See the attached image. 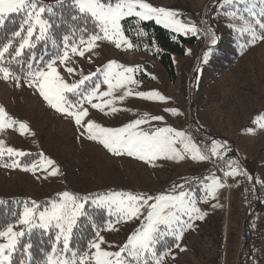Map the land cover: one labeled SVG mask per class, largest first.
I'll use <instances>...</instances> for the list:
<instances>
[{"label":"rangeland","instance_id":"rangeland-1","mask_svg":"<svg viewBox=\"0 0 264 264\" xmlns=\"http://www.w3.org/2000/svg\"><path fill=\"white\" fill-rule=\"evenodd\" d=\"M42 2L51 4L56 0ZM147 2L173 10L183 22L197 27L196 35L173 32L197 39L194 45L187 47L184 57L173 56L174 81L154 56L140 53L134 47L124 50V45L118 49L104 40L97 41V46L82 57L70 54L67 66L75 68V74H68L64 66H59V71L68 83H73L81 78V74L97 72L113 60L126 67H138L140 71L132 74L138 83L129 85L132 92H158L165 97V102L131 95L122 102L115 101L113 106L123 111L108 115L85 103L89 112L85 122L92 120L105 127L117 128L145 114L162 116V121L151 120L141 127L151 130L167 126L183 131L201 152L209 156L213 140L224 143L223 159L210 157L198 162L186 156L180 162L156 160L153 166L127 155H113L100 143L81 135L83 128L77 127L72 117L49 107L23 80L17 87L12 79L7 82L0 79V106L9 117L28 126L24 134L18 126L0 131V140L5 142V147L26 153L23 157L13 158L5 155L0 163L18 159L21 165H31L39 163L43 154L59 169L58 175L49 176L41 170L33 174L20 168L0 166V197L35 200L43 207L57 200L58 194L64 191L81 197L110 191L154 196L170 192L173 185L183 184L204 214L203 219L188 221L187 216L182 217L192 227L186 228L177 241L179 248L176 245L173 249L168 247L171 244L168 239H176L173 235L159 241L156 245L158 253H168L162 264H240L243 252L248 254L258 247L264 264V129L255 122L259 116H264V39L250 43L251 38L247 39L245 33L229 27L230 24L240 26L241 22L230 20L226 12L232 11L233 7L221 8L219 0ZM256 3L259 4L258 0H249V6ZM239 7L243 9L244 5ZM213 33L217 38L216 45L211 44ZM209 49L208 62L204 63L203 54ZM93 80L100 82L102 76L99 79L93 77ZM87 83L90 87L91 83ZM104 90L106 85L101 84L100 91ZM121 94L122 90L115 93L116 96ZM67 95L71 101L78 99L70 93ZM233 160L247 176L224 175L230 170L227 162ZM213 174L224 185L216 189L215 198L200 183L204 177ZM248 176L253 179L249 180ZM102 209L108 213L106 208ZM143 211L146 214V209ZM110 217L113 219L108 223L112 222L113 229L106 230V227L100 233L107 242L102 247L116 251L140 227L141 221L116 223V216ZM246 245L249 250L245 249ZM149 261H152L150 257Z\"/></svg>","mask_w":264,"mask_h":264},{"label":"snow or ice","instance_id":"snow-or-ice-1","mask_svg":"<svg viewBox=\"0 0 264 264\" xmlns=\"http://www.w3.org/2000/svg\"><path fill=\"white\" fill-rule=\"evenodd\" d=\"M219 2L221 8L233 7L232 11L226 12L230 20L241 22L240 26L230 24L229 27L239 33L249 34L250 43L264 39V19H262L264 8L257 13L254 10L257 5L249 6V0H219ZM258 2L264 4V0ZM64 5L71 8L69 20L63 15L57 17V10ZM239 5H244L243 9H240ZM15 15L21 17L18 30L12 33V38L6 43L0 44V79L5 82L12 79L17 87L21 86L20 82L23 80L28 87L39 93L49 107L62 115L72 117L77 127L83 128L81 135H86L87 139L100 143L113 155H127L153 166L156 160L180 162L186 156L198 162L206 161L210 157L223 159L221 149L226 151L224 143L213 140L208 150L209 156L201 152L192 138L183 131L167 126L155 127L151 130L141 127L151 120L162 121V116L149 117L145 114L117 128L105 127L92 120L85 122V118L89 115L88 109L84 107L85 103L108 115L123 111L124 109H118L113 105L116 100L122 102L131 95L149 101L165 102V97L158 92H132L129 85L138 83L132 75L140 71L138 67H126L113 60L102 69H97V72L89 75L81 74V78L73 83H68L59 71V66H64L68 74H75L76 69L67 66L70 54L82 57L85 52L92 51L100 40L111 42L118 49L124 45L126 46L124 50H131L134 45L125 35L122 24L126 19L134 18L138 29L141 22L155 21L156 24L163 25L172 32L185 35L197 34L195 24L185 23L178 18L175 11L154 6L147 0H56L55 5L45 4L42 0H0V28ZM88 23L93 25L91 32ZM61 24H67L68 31L57 37L52 30L54 27H60ZM77 33H80L78 37ZM137 34H144L143 30L139 29ZM41 42L45 46L44 53L38 57L34 50ZM49 44L53 49L50 56ZM211 44H217L214 33ZM210 53L211 49L203 54L204 63L208 62ZM26 54L27 59H22ZM45 56L48 58L45 59ZM13 63L20 67L19 72L12 69ZM100 76H102L100 82L93 80V77L99 79ZM87 82L91 83L90 87ZM101 84L106 85V90L100 91ZM117 90H122V94L116 96ZM69 93L78 99L69 100L67 95ZM94 100L97 102H93ZM171 111L179 115L175 110ZM255 122L264 129V116H259ZM16 126L21 134L28 131L25 123L9 117L5 109L0 106V131ZM5 155L13 158L23 157L26 153L5 147V142L0 140V161ZM0 166L20 168L33 174L37 170L44 171L49 176L59 174L55 162L44 158L43 154L39 163L21 165L18 159H12L11 163H0ZM227 166L230 170L224 172L225 176L248 175L240 170L239 164L234 160L228 161ZM248 179L253 178L248 176ZM205 181L210 182L205 183ZM200 183L213 198L216 189L224 186L214 174L204 177ZM89 202L97 208H106L110 216H116V223L137 219L141 221L140 227L134 230L116 251L102 247L107 242L100 234L99 228L94 238L88 241L86 250H73L70 241L80 218L87 217L85 205ZM145 209L146 214L143 211ZM203 215L196 207V202L190 193L184 190L183 184L173 185L170 192L154 196L110 191L102 195L81 197L64 191L58 194L57 200L50 201L43 207L35 200H25L23 211L18 215L17 220L6 226L0 225V264H13L14 253L21 250V238L33 228H41L45 231L55 229L54 239L49 250L45 252L42 264H149V257L153 264H162L168 253H158L156 245L159 241L167 235H173L179 241L184 230L192 227L188 221L203 219ZM184 216L188 217V221L182 219ZM16 228L20 230L17 231ZM112 229L113 224L110 221L106 230ZM32 247L31 243L23 245L25 259H22L20 264H32L30 252ZM176 247H180L178 243ZM180 250L184 251L183 248Z\"/></svg>","mask_w":264,"mask_h":264},{"label":"trees","instance_id":"trees-1","mask_svg":"<svg viewBox=\"0 0 264 264\" xmlns=\"http://www.w3.org/2000/svg\"><path fill=\"white\" fill-rule=\"evenodd\" d=\"M51 4L55 5L56 2ZM259 4L256 3L257 6L254 9L257 13L260 12L261 8H264V4ZM70 12V6L64 5L57 10V17L63 15L66 20H69ZM20 22L21 17L19 15H15L5 22L4 27L0 28V44L6 43L12 38V33L18 30ZM123 26L125 35L134 45V49L140 53H147L157 58L160 64L169 73L172 81L176 78L173 56L177 55L184 57L187 47L194 45L197 41L195 37H191L190 35H176L166 28L156 24L154 21L141 22L139 29H142L144 34L140 35L137 34L139 29L134 18L124 20ZM88 29L89 32L93 30V25L91 23H88ZM52 31L57 37H60L68 31V25L61 24L60 27H54ZM79 35L80 33H77V37ZM199 35H202V33L199 32ZM245 37L247 39L251 38L249 34H245ZM44 47L43 42L37 44L34 51L38 57L44 53ZM52 53L53 49L51 44H49L48 55L50 56ZM47 58L48 56H45V59ZM22 59H27V54ZM11 67L16 72L20 71V67L15 63H13ZM32 157L35 158L36 155H33ZM26 158H29V156ZM85 208L87 217L80 218L70 241V246L73 250H86L87 243L94 238L96 230L99 228L102 232L107 227L108 221L113 219V217L108 215L105 209L96 208L92 204H87ZM22 211L23 200L0 197V225L6 226L8 223L15 222ZM54 233L55 229L45 231L39 228L31 230L30 233H26V235L21 238V250H18L13 255V264H20V261L25 259L22 247L26 243H31L33 245L30 249L32 264H42L45 252L49 250L52 240L54 239ZM168 240L171 243L168 247L173 249L177 240L174 238ZM245 249L249 250V246L247 247L246 245ZM261 255L260 247L254 248V250L249 251L248 254L243 252L240 264H262ZM149 264H153V261H149Z\"/></svg>","mask_w":264,"mask_h":264}]
</instances>
